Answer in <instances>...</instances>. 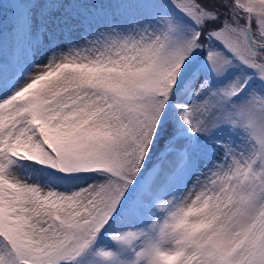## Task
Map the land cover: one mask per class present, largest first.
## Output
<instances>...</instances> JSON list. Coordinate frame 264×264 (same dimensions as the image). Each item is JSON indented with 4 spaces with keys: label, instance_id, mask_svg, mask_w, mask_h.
I'll use <instances>...</instances> for the list:
<instances>
[{
    "label": "snow or ice",
    "instance_id": "1",
    "mask_svg": "<svg viewBox=\"0 0 264 264\" xmlns=\"http://www.w3.org/2000/svg\"><path fill=\"white\" fill-rule=\"evenodd\" d=\"M0 264H264V0H0Z\"/></svg>",
    "mask_w": 264,
    "mask_h": 264
},
{
    "label": "trees",
    "instance_id": "2",
    "mask_svg": "<svg viewBox=\"0 0 264 264\" xmlns=\"http://www.w3.org/2000/svg\"><path fill=\"white\" fill-rule=\"evenodd\" d=\"M10 7V5H8V4H4V8L5 9H8Z\"/></svg>",
    "mask_w": 264,
    "mask_h": 264
},
{
    "label": "rangeland",
    "instance_id": "3",
    "mask_svg": "<svg viewBox=\"0 0 264 264\" xmlns=\"http://www.w3.org/2000/svg\"><path fill=\"white\" fill-rule=\"evenodd\" d=\"M42 59V58H41Z\"/></svg>",
    "mask_w": 264,
    "mask_h": 264
}]
</instances>
